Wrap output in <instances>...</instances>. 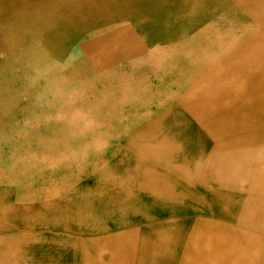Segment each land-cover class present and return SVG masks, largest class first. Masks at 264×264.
I'll use <instances>...</instances> for the list:
<instances>
[{
    "label": "rangeland",
    "instance_id": "rangeland-1",
    "mask_svg": "<svg viewBox=\"0 0 264 264\" xmlns=\"http://www.w3.org/2000/svg\"><path fill=\"white\" fill-rule=\"evenodd\" d=\"M204 6L238 11L231 0H58L52 9L39 7L29 30L16 36L27 41V57L0 66V228L55 238L71 230L66 246L85 248L95 238L163 223L169 217L157 215L173 208L187 213L173 202L116 200V186L109 191L107 183H114V161L131 157L136 133L191 86L192 75L176 79L181 58L201 62L193 49L218 28L220 44L229 41L230 27L204 16ZM198 29L206 33L194 34ZM207 193L206 205L224 220L247 222L257 217V204L264 206ZM236 235L239 244L227 249L244 255L231 259L260 264L264 229Z\"/></svg>",
    "mask_w": 264,
    "mask_h": 264
},
{
    "label": "bare ground",
    "instance_id": "bare-ground-1",
    "mask_svg": "<svg viewBox=\"0 0 264 264\" xmlns=\"http://www.w3.org/2000/svg\"><path fill=\"white\" fill-rule=\"evenodd\" d=\"M57 1L43 0L30 20L40 6L44 9L51 4L52 9ZM231 1L238 9L234 13L222 7L204 6L201 10L204 16L216 18L220 26L225 21L230 27L229 41L220 44V28H215L209 37L212 41L205 37L193 49V55L203 54L200 69L198 60L181 58L176 79L183 81L192 75L188 81L195 85L175 104L165 106L134 140L140 155L178 181L186 179L193 188L200 185L264 202V0ZM240 18L250 20L249 24L237 26ZM200 33L206 31L194 32ZM204 66L205 72L198 78ZM107 184V190L115 188L114 183ZM255 208L259 219L249 217L243 222L233 217L224 220L214 213L213 206L206 205L212 212L208 216L170 215L169 220L155 222L143 231L92 239L85 248L75 242L66 246L71 230L65 229L55 238L45 230L0 229V264H236L227 260L224 248L225 241L233 238L232 231L227 230L225 237L222 233L225 229H264V206ZM211 246L219 247L216 253L205 249Z\"/></svg>",
    "mask_w": 264,
    "mask_h": 264
},
{
    "label": "crops",
    "instance_id": "crops-1",
    "mask_svg": "<svg viewBox=\"0 0 264 264\" xmlns=\"http://www.w3.org/2000/svg\"><path fill=\"white\" fill-rule=\"evenodd\" d=\"M36 5H38V0H0V66H4L12 60L24 58L25 56L27 57V41L21 38L17 39L16 36L23 35V33L27 32L30 16L35 13ZM23 51L24 54L21 53ZM198 66L200 69V61ZM203 69H205V66L204 68L202 67L201 72L198 73V78L205 72ZM190 84L191 86H186L184 90L195 85V82L192 80ZM180 96H178V98ZM178 98L174 96L171 101L166 100L164 102L168 105H173ZM160 114L161 112L157 114V117L160 116ZM137 150L138 147L135 142V145L131 147V157L125 156L122 159L117 158V160L114 161V166L109 167L112 171V173L109 174V178L114 181L116 186L115 191L117 195L120 196L116 200H140L143 202L166 201L165 203H176L179 209L181 204H183L187 210V213L181 214L180 212H176L175 208H173L171 213L158 214L157 216H159V218L166 216L170 217V215L174 217H204L212 214L211 211L206 210V202H209L207 199L209 194L207 192H213L212 189L200 185H195V188H193V184H189L186 179H183L184 181H178L172 175L168 174V171L166 172L160 166L150 163V161L140 155ZM126 153L129 152L126 151ZM110 183H112V181H110ZM190 186L193 189H191ZM0 229H3V226ZM228 230L232 231L233 238L225 241L224 248L228 254L227 260L231 263L243 264L240 260H232L231 258H241L244 253H241V251L230 253L227 247L228 244L231 243L239 244L240 238H238L236 232L246 229ZM9 231L14 230L10 229ZM225 233L226 231L222 233L224 237ZM205 249H210V252L216 253L219 247L214 248V246H211ZM211 258L216 259L217 256ZM260 264H264V258L261 260Z\"/></svg>",
    "mask_w": 264,
    "mask_h": 264
}]
</instances>
